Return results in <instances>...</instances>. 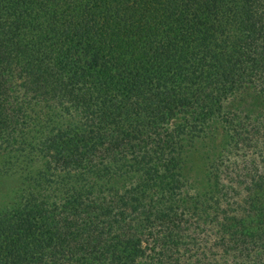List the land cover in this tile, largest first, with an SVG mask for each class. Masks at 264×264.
<instances>
[{
	"label": "trees",
	"instance_id": "16d2710c",
	"mask_svg": "<svg viewBox=\"0 0 264 264\" xmlns=\"http://www.w3.org/2000/svg\"><path fill=\"white\" fill-rule=\"evenodd\" d=\"M10 175L0 264H264V0H0Z\"/></svg>",
	"mask_w": 264,
	"mask_h": 264
},
{
	"label": "rangeland",
	"instance_id": "374dc122",
	"mask_svg": "<svg viewBox=\"0 0 264 264\" xmlns=\"http://www.w3.org/2000/svg\"><path fill=\"white\" fill-rule=\"evenodd\" d=\"M216 140L220 138L219 132L215 135ZM187 169L190 174H198L202 170L204 163L199 159V154L195 151L190 152L187 160ZM16 176L10 175L7 178H0V204L8 199L13 187L15 186Z\"/></svg>",
	"mask_w": 264,
	"mask_h": 264
}]
</instances>
